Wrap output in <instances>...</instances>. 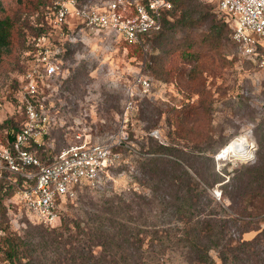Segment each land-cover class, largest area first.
Here are the masks:
<instances>
[{
	"label": "rangeland",
	"instance_id": "1",
	"mask_svg": "<svg viewBox=\"0 0 264 264\" xmlns=\"http://www.w3.org/2000/svg\"><path fill=\"white\" fill-rule=\"evenodd\" d=\"M52 1L0 0V16L13 17L17 28L13 45L0 59V145H6L8 129L24 121L19 89L22 72L29 62L26 45L33 40L30 34L36 9L46 10ZM191 2L197 4L192 7L191 18L202 19L199 23L181 27L175 22L181 15L176 7L167 17L170 23L164 24L159 33L145 38L137 48L124 45L104 32L61 34L53 30L50 33L57 45L67 41L70 46L63 61L68 71L62 80H54L52 88L45 92L46 112L57 117L43 139L44 147L54 157L61 149L85 139L90 142L111 139L119 156L104 186L95 189L81 186L74 196L61 200L60 219L54 224L41 222L19 201L17 185L22 184L24 178L20 173L6 170L0 161V178L6 182L4 187L15 184L9 195L11 190L4 188L0 194V229L3 232L0 260L8 259L5 246L20 244L19 248H26L28 255L41 256L50 264L57 255L50 243V232L59 231L65 220L71 227L77 218L86 220L107 206L112 207L116 216L128 221L134 230L162 226V208L156 201L147 204L136 197L151 192L148 176L140 164L147 156L177 160L200 182L189 165L202 171L207 181L212 180L209 176L212 172L221 175L223 180L207 189L219 205L211 202L204 208H214L220 215L232 212L229 200L223 197L225 184L230 190L234 184L230 179L236 170L255 161L257 135L264 131V49H259L252 57L242 54L240 47L231 40L228 16L218 10L219 0ZM213 24L222 39L215 49L198 39L193 43L192 57L166 56L174 65L168 79L153 76L154 57L165 55L168 47H176L178 41L184 46L190 45L193 38L203 36ZM137 49H140L138 54L135 53ZM139 76L150 78L152 84L148 91L137 84ZM130 88L133 89L131 98ZM130 100L132 108L124 116ZM77 133L81 134V139L76 137ZM241 136L247 138L251 147L247 159L218 158L225 146ZM160 146L169 147L171 151H157ZM137 201L141 202L140 207ZM238 205L245 206L251 214L252 217L244 220L250 221L249 226L264 228L261 198L246 197ZM242 223L239 221L237 227ZM231 232L233 237L238 236L236 226ZM255 234L256 230H250L243 238L251 239ZM211 255L219 262L214 251ZM164 264H180V257L167 256Z\"/></svg>",
	"mask_w": 264,
	"mask_h": 264
},
{
	"label": "trees",
	"instance_id": "2",
	"mask_svg": "<svg viewBox=\"0 0 264 264\" xmlns=\"http://www.w3.org/2000/svg\"><path fill=\"white\" fill-rule=\"evenodd\" d=\"M80 1L84 2V0ZM170 1L172 9L163 13L161 29L156 33L145 35L142 42L145 38L159 33L164 24L170 23L167 17L176 7L181 11V15L175 22L181 27H191L202 20L191 18L194 13L192 7L197 6V4L193 5L191 0ZM44 12L43 8L36 9L31 38L53 32L54 29L45 19ZM62 30L63 34L67 33L66 28L63 27ZM57 33L60 32L57 30ZM16 37V20L9 15H1L0 59L13 45ZM198 39L203 45L211 46L213 49L222 42L219 30H216L214 24L203 36L193 38L190 45L184 46L178 41L176 47H168L165 55H157L152 59L153 76L161 80L168 79L174 65L168 62L166 56L176 54L178 57H192L193 43ZM122 43L127 46L133 45V48L141 45L123 41ZM69 46L70 43L67 41L60 46L59 56L62 63L69 54L67 49ZM26 48L27 51L32 50L33 42L28 41ZM135 53H140V49ZM66 69L68 71V68ZM61 77L58 76L56 79L62 80ZM21 127L22 124L12 125L8 129L7 145L12 144ZM48 134L42 137L40 143L27 146V149L42 163H50L53 159L49 149L44 147L43 139ZM257 138L258 149L255 161L236 170L237 172L230 179L234 183L231 184L230 190H227L228 184H225L223 197L229 200L232 212L220 215L214 208L210 210L204 208L211 202L216 206L219 205L207 189L222 181L221 175L212 172L209 174L212 180L207 181L202 171L193 169V166L189 165L200 182L193 178L177 160L147 156L140 161V164L148 176L151 192L147 196L136 197L147 204H154L156 201L157 206L162 208L163 225L158 228L150 226L134 230L129 226L128 221L115 215L111 206L100 209L93 217L90 216L86 220L77 218L71 227L65 220L59 231L54 229L50 232V243L55 247L57 254L53 256L54 259L50 264H164L167 256L171 255L179 256L180 264H264V228L249 226L250 221L244 220L246 217H252L251 214L247 213L245 206L238 205V202H243L246 197H258L264 203V131H261ZM160 150L171 151V148L160 146L157 151ZM152 180L153 184H150ZM5 183L0 178V194L4 188L11 190L7 193L9 195L14 190L15 184H7L4 187ZM139 201L136 202L138 207L141 205ZM239 221L244 223L237 227ZM235 226L238 229L237 237H233L231 232ZM250 230H256V234L251 239H244L243 234ZM9 246L10 244L5 246V253L10 264H16L15 261L17 264L48 263L41 256L28 255L26 248H19L20 244H13L10 248ZM212 251L216 253L219 262L211 255ZM23 259L26 260L23 262Z\"/></svg>",
	"mask_w": 264,
	"mask_h": 264
},
{
	"label": "built area",
	"instance_id": "3",
	"mask_svg": "<svg viewBox=\"0 0 264 264\" xmlns=\"http://www.w3.org/2000/svg\"><path fill=\"white\" fill-rule=\"evenodd\" d=\"M172 9L170 0H107L94 3L80 0H53L45 10L49 25L63 34L62 28L75 32L111 35L118 42L141 44L145 35L158 32L162 15ZM218 10L228 16L231 40L245 56H255L264 49V0H219ZM29 62L20 78L19 102L24 121L12 144L0 145V161L9 172L23 176L16 197L41 222L54 224L60 219L59 204L74 196L81 186L101 188L110 179L109 171L118 159L111 139L82 142L61 149L50 163H42L27 146L41 142L56 122L57 115L46 112V91L63 76L60 46L50 34L34 37ZM143 91L151 87L148 77L139 76ZM133 95L130 88L129 96ZM51 106L54 105L50 104ZM132 108L130 100L124 110ZM76 137L81 139V134ZM0 229V235L2 234ZM0 264H10L0 260Z\"/></svg>",
	"mask_w": 264,
	"mask_h": 264
},
{
	"label": "bare ground",
	"instance_id": "4",
	"mask_svg": "<svg viewBox=\"0 0 264 264\" xmlns=\"http://www.w3.org/2000/svg\"><path fill=\"white\" fill-rule=\"evenodd\" d=\"M251 152L250 144L245 137H239L231 141L225 148H223L218 154V158H236L239 160L247 159V156Z\"/></svg>",
	"mask_w": 264,
	"mask_h": 264
}]
</instances>
